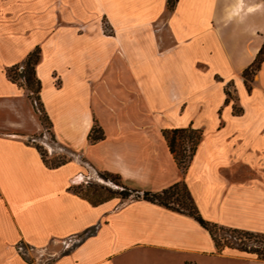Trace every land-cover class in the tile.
<instances>
[{"label": "crops", "instance_id": "0c3cea01", "mask_svg": "<svg viewBox=\"0 0 264 264\" xmlns=\"http://www.w3.org/2000/svg\"><path fill=\"white\" fill-rule=\"evenodd\" d=\"M167 1L0 0V264H264L217 249L185 212L74 189L91 174L82 159L140 189L184 178L204 218L264 232V59L250 89L242 74L264 44V0ZM35 46L53 137L73 152L57 165L29 141L43 124L6 74ZM189 124L202 136L182 172L162 128Z\"/></svg>", "mask_w": 264, "mask_h": 264}, {"label": "trees", "instance_id": "16d2710c", "mask_svg": "<svg viewBox=\"0 0 264 264\" xmlns=\"http://www.w3.org/2000/svg\"><path fill=\"white\" fill-rule=\"evenodd\" d=\"M168 7L172 8L174 0L167 1ZM40 57V48L35 46L25 58L17 64H14L6 69V74L13 81H16L18 84L22 85L27 89L28 95L32 101L35 111L38 113V116L43 123H47V130L51 129V120L49 115L44 107V104L40 97V88L41 82L37 77L35 72V64L37 63ZM264 59V44L258 50L255 58L252 62L243 69L242 74L244 76L245 82L248 89H250V80L255 71L259 68L261 61ZM21 80V81H19ZM227 100L229 99L230 92L226 88ZM234 109L237 111L238 108L234 106ZM36 134V133H35ZM33 134V136L35 135ZM39 133L38 135H40ZM162 134L165 137L169 149L177 163L181 168L182 172H185L187 166L192 158V155L197 147V144L202 136V129L199 127H194L189 124L186 126H176V127H164L162 128ZM53 135V133H52ZM104 137V131L102 127L98 124L96 118L93 119V123L87 133V138L93 142ZM38 150L40 151L43 160L49 165H57L62 161L51 163L48 162L41 147L38 144H35ZM99 174L105 179H116V183L120 185V190H111L108 195L105 196H96V197H87L93 203L102 201L113 195L120 196L122 198L132 195L133 197H142L157 203H160L169 208L185 212L194 216L204 227H206L212 234L217 249H222L224 246L236 247L238 249L246 250L248 252H254L258 257L264 259V232H256L247 229H240L236 227H228L220 225L217 222L211 221L204 218L199 212L197 205L191 195L188 184L184 178L176 180L165 187H162L157 190L153 189H140L136 187H131L127 185L122 176L118 172L109 171L107 169H102L98 171ZM74 189H76V186ZM80 193V192H79ZM82 195V194H81ZM84 196V195H83ZM226 227L233 232H239L241 234H246L251 238V242H246L240 239L239 241H232L230 244L226 242H220L217 236L214 233L216 227Z\"/></svg>", "mask_w": 264, "mask_h": 264}, {"label": "rangeland", "instance_id": "374dc122", "mask_svg": "<svg viewBox=\"0 0 264 264\" xmlns=\"http://www.w3.org/2000/svg\"><path fill=\"white\" fill-rule=\"evenodd\" d=\"M21 81V80H19ZM228 89V85H227ZM229 90V89H228ZM38 114V113H37ZM43 132L38 135L36 133L33 137L29 138V141L40 145L41 151L46 157L48 162L55 163L62 160H66L73 156L71 149L55 140L50 130H47V123L43 121ZM49 129V128H48ZM83 164L91 171L90 176L86 177L84 180L79 181L75 186L79 190L80 194L87 197L105 196L110 193L111 190H120V185L116 183V179H105L99 174V170H92L90 165L82 159ZM111 189V190H108ZM132 195H129L130 197ZM124 197V198H128ZM133 197V196H132ZM215 235L220 240V242H226L230 244L232 241H239L242 239L246 242H251L249 236L246 234H241L239 232H233L226 227H216L214 230ZM257 255V254H256ZM263 259V258H262ZM264 260V259H263ZM47 261V259L45 260Z\"/></svg>", "mask_w": 264, "mask_h": 264}]
</instances>
